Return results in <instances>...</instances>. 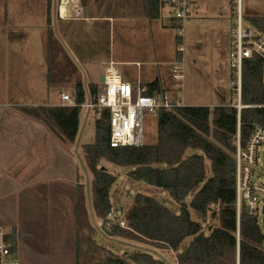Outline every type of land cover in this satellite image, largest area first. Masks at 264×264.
Wrapping results in <instances>:
<instances>
[{
	"label": "trees",
	"instance_id": "trees-1",
	"mask_svg": "<svg viewBox=\"0 0 264 264\" xmlns=\"http://www.w3.org/2000/svg\"><path fill=\"white\" fill-rule=\"evenodd\" d=\"M48 0V14L50 9ZM151 19L160 15L158 0H147ZM251 22L257 15H246ZM50 16L48 15V20ZM262 18V17H260ZM166 24L175 26L174 23ZM264 60L258 55L246 59L240 110L235 105H187L173 111L160 110L157 116V140L142 146L112 147L110 140V109H96V136L83 149L94 174V209L103 220V229L113 237L148 240L176 251L179 264H264V234L257 216L237 210L236 152L237 135L245 144L254 126L264 127ZM157 82L149 84L154 93ZM77 105L22 106L24 114L46 123L64 141L74 142L80 128L81 104L86 101L83 84L74 85ZM98 85H90V96L96 101ZM237 104V103H236ZM192 153L188 154V150ZM206 158L210 160L212 176L206 179ZM101 159L120 166H130L129 176L167 191L179 204V212L158 199L138 192L127 210L116 206L111 189L117 176L99 168ZM192 195L187 203L186 197ZM78 222L89 230L88 213L82 185L79 186ZM119 208V209H116ZM191 210L203 222L209 215H219V226L206 233L202 223L192 219ZM114 211L127 227L110 222ZM11 252L16 253V241L6 235ZM187 237H193L184 251L180 247ZM102 264H165L151 253H129L125 258L107 254Z\"/></svg>",
	"mask_w": 264,
	"mask_h": 264
},
{
	"label": "rangeland",
	"instance_id": "rangeland-1",
	"mask_svg": "<svg viewBox=\"0 0 264 264\" xmlns=\"http://www.w3.org/2000/svg\"><path fill=\"white\" fill-rule=\"evenodd\" d=\"M76 1L79 12L82 11L84 16L96 17L68 22V29L75 32L83 45L88 46L92 52L97 48V55L100 53L109 59L110 51L119 52L120 48L126 50L128 44L137 42L148 43L151 49L156 48L158 58L156 59L153 54L151 62L142 60L144 67L150 74L157 73L158 60L166 85L172 86V63L180 56L178 53L180 40L178 27L166 24L167 18L172 17L170 6L164 7V18L160 16L149 20L140 16L131 5V2L140 3L141 0ZM47 3L48 0H0V106L10 104L13 98L22 104L44 103L50 100L49 97H57L58 92L65 89L62 84H56L55 80L51 79L49 83L47 79L48 75H53L54 69L61 67L53 63L55 61L53 56L54 51L62 46V41L55 35L54 30L48 38ZM242 8L245 15L264 14V0H242ZM98 17H103V20ZM234 23L231 0H193L191 18L184 24L186 48L184 94L187 103L210 106L212 104L235 105L238 102L236 94L230 87L229 49ZM122 37L123 40H121ZM65 38L70 42V35ZM48 44L52 52L49 59ZM69 65L71 64L66 63V67ZM134 68L136 69L137 66ZM102 74V71L95 69L93 81L98 86L103 84L100 80ZM145 132L147 133L146 143H155L157 118L150 113L146 115ZM95 136V121L90 118L85 127L83 140L94 142ZM189 153H192L191 149L188 150ZM88 165L87 168L92 173ZM98 167L105 168L117 176L111 189V199L117 207L124 208L123 211L132 206L134 196L140 192L158 199L174 212H179V204L167 191L144 181L132 179L129 176L132 167L116 165L106 159H101ZM211 176V163L206 158V179ZM257 182L264 185V176H260ZM93 185L94 183L89 193L91 198H93ZM192 198L193 196L189 195L185 201L189 203ZM245 209L243 204V210ZM191 216L193 220L202 223L206 233H209L211 227H218L220 223L219 215H209L204 222L193 210H191ZM256 216L264 234V204L262 202ZM101 222L102 219L98 217L97 224L101 225ZM118 238L126 243L112 240L108 247L113 251L118 248V253L115 255H120L119 257L125 258L129 253L145 251L163 260L165 264H179L177 252L161 244L148 240ZM192 239L193 237H187L179 252L184 251ZM124 251L128 253L124 254ZM110 253L104 249L102 259L95 264H102Z\"/></svg>",
	"mask_w": 264,
	"mask_h": 264
},
{
	"label": "crops",
	"instance_id": "crops-1",
	"mask_svg": "<svg viewBox=\"0 0 264 264\" xmlns=\"http://www.w3.org/2000/svg\"><path fill=\"white\" fill-rule=\"evenodd\" d=\"M146 1L131 2V5L140 16L150 20ZM48 15V38L54 30L62 46L54 51L57 56H53V63L61 67L54 69L53 75H48L47 79L49 83L51 79L55 80L65 89L44 103L22 104L13 98L10 104L0 106V231L15 239L14 259L20 264H95L102 259L104 249L118 253V248L113 251L108 247L112 240L125 242L105 233L103 220L101 225L97 224L99 216L94 209V195L91 198L89 194L94 174L87 168L83 147L93 142H84L83 136L89 119L96 120V109L82 107L80 128L71 143L58 137L46 123L24 114L19 107L62 105L61 94L74 93L78 81L83 84L85 102H89L90 85L97 84L93 81L95 69L104 74V68L110 62L134 89L154 82H157L154 92L171 91L172 86L166 85L158 60L157 73L150 74L144 67L142 60L151 62L153 54L158 58V51L151 49L148 43L137 42L128 44L126 50L110 51L109 59L100 53L97 55V48L92 52L83 45L75 32L68 29V22L96 17L79 12L76 0H51ZM98 19L103 20V17ZM68 35L70 42L65 38ZM47 52L49 59L52 55L49 44ZM66 63L71 65L66 67ZM217 105L223 104L210 107ZM81 185L92 230L78 222Z\"/></svg>",
	"mask_w": 264,
	"mask_h": 264
},
{
	"label": "built area",
	"instance_id": "built-area-1",
	"mask_svg": "<svg viewBox=\"0 0 264 264\" xmlns=\"http://www.w3.org/2000/svg\"><path fill=\"white\" fill-rule=\"evenodd\" d=\"M160 15H164L166 5L172 8L169 22L178 27L179 58L172 63V89L149 94V86L143 85L134 89L132 84L123 79L113 62L104 68V80L98 86L96 101L84 102L82 107L92 109H110V140L112 147L142 146L146 144L145 119L147 113L157 118L160 110L173 111L187 106L185 100V22L190 19L193 0H158ZM234 25L231 30L229 64L231 69L230 87L238 98L235 106L240 110L245 105L241 102L243 86V67L246 59L258 55L264 60V14H254L259 17L255 22L247 19L243 12L242 0H231ZM262 17V18H260ZM264 75V70H263ZM264 77V76H263ZM62 105L76 106L74 93L61 94ZM237 177V210L241 214L243 204L250 214H257L261 202L264 204V185L257 182L264 176V127L254 126L245 144H241L240 133L237 135L236 152ZM110 222L127 227L124 220L114 211L108 213ZM7 234L0 231V264H20L14 259Z\"/></svg>",
	"mask_w": 264,
	"mask_h": 264
},
{
	"label": "water",
	"instance_id": "water-1",
	"mask_svg": "<svg viewBox=\"0 0 264 264\" xmlns=\"http://www.w3.org/2000/svg\"><path fill=\"white\" fill-rule=\"evenodd\" d=\"M103 80H104V76L102 75V77H101V82H103Z\"/></svg>",
	"mask_w": 264,
	"mask_h": 264
},
{
	"label": "bare ground",
	"instance_id": "bare-ground-1",
	"mask_svg": "<svg viewBox=\"0 0 264 264\" xmlns=\"http://www.w3.org/2000/svg\"><path fill=\"white\" fill-rule=\"evenodd\" d=\"M63 11V10H62Z\"/></svg>",
	"mask_w": 264,
	"mask_h": 264
}]
</instances>
